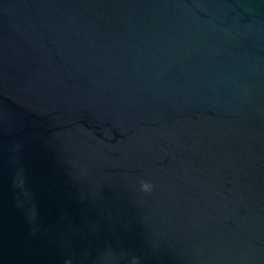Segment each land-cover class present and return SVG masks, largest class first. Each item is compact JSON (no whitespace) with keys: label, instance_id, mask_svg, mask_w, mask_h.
<instances>
[{"label":"water","instance_id":"water-1","mask_svg":"<svg viewBox=\"0 0 264 264\" xmlns=\"http://www.w3.org/2000/svg\"><path fill=\"white\" fill-rule=\"evenodd\" d=\"M0 264H264V0H0Z\"/></svg>","mask_w":264,"mask_h":264},{"label":"clouds","instance_id":"clouds-1","mask_svg":"<svg viewBox=\"0 0 264 264\" xmlns=\"http://www.w3.org/2000/svg\"><path fill=\"white\" fill-rule=\"evenodd\" d=\"M141 189L144 192H151L153 189V185L149 181H142L141 183Z\"/></svg>","mask_w":264,"mask_h":264}]
</instances>
